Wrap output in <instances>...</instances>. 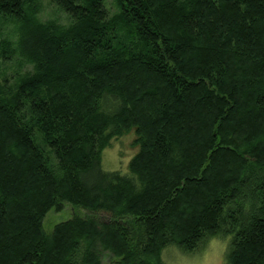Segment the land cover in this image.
I'll use <instances>...</instances> for the list:
<instances>
[{"label": "trees", "instance_id": "16d2710c", "mask_svg": "<svg viewBox=\"0 0 264 264\" xmlns=\"http://www.w3.org/2000/svg\"><path fill=\"white\" fill-rule=\"evenodd\" d=\"M126 136L128 169L104 170ZM213 239L264 264V0H0V264Z\"/></svg>", "mask_w": 264, "mask_h": 264}, {"label": "rangeland", "instance_id": "374dc122", "mask_svg": "<svg viewBox=\"0 0 264 264\" xmlns=\"http://www.w3.org/2000/svg\"><path fill=\"white\" fill-rule=\"evenodd\" d=\"M132 136H126L118 141L113 142L103 154L102 166L106 171H126L130 159L134 156L136 149L134 148ZM73 210L67 206L65 211L59 214L50 213L47 216V225H53L63 222L72 215ZM104 217H107L106 215ZM104 219V218H103ZM106 219V218H105ZM229 240L213 239L208 243L205 249L196 254H185L178 250L172 251L164 260L165 264H228Z\"/></svg>", "mask_w": 264, "mask_h": 264}]
</instances>
